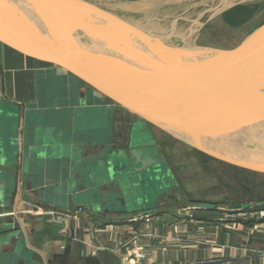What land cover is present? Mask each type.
<instances>
[{"label":"water","instance_id":"95a60500","mask_svg":"<svg viewBox=\"0 0 264 264\" xmlns=\"http://www.w3.org/2000/svg\"><path fill=\"white\" fill-rule=\"evenodd\" d=\"M88 1L0 0L1 40L43 55L132 120L120 143L107 139L94 152L90 142L88 150L82 145L63 159L59 176L40 178L39 190L54 208L112 218L159 211L160 200L179 186L152 128L217 161L264 174V44H257L264 29L233 50L204 42L203 49L183 48L112 21ZM248 1L228 2L207 21ZM133 127L143 130L133 136ZM62 151L49 148L48 155ZM3 224L0 264H42L37 251L18 243V229Z\"/></svg>","mask_w":264,"mask_h":264},{"label":"crops","instance_id":"0c3cea01","mask_svg":"<svg viewBox=\"0 0 264 264\" xmlns=\"http://www.w3.org/2000/svg\"><path fill=\"white\" fill-rule=\"evenodd\" d=\"M113 107L43 55L0 39V218L18 229L43 264H264V218L252 212V218L233 223L235 227L216 218L160 209L149 213L153 223L148 227L133 215L113 219L87 211L65 214L41 198L40 178L59 176L63 159L80 152L82 145L88 150L89 142L91 152L102 148L95 130L103 116L108 120L104 130L108 123L113 128L103 141L115 139L121 110ZM66 145L67 155L62 151ZM47 148L62 152L48 155ZM139 231L143 236L136 244L147 251L140 262L138 247L130 242Z\"/></svg>","mask_w":264,"mask_h":264},{"label":"rangeland","instance_id":"374dc122","mask_svg":"<svg viewBox=\"0 0 264 264\" xmlns=\"http://www.w3.org/2000/svg\"><path fill=\"white\" fill-rule=\"evenodd\" d=\"M100 1L119 2L122 0ZM233 1L236 0H226L222 7L226 3H231ZM253 2H258V4H260V7L257 8L254 15H252L251 18L247 20L240 19L241 21H238L234 25L225 22L224 17L221 15L211 19L210 21H207L215 11H218L220 8H222L220 6L219 8L217 7V10L214 9V11L202 12L196 14L195 16V12L190 10V12H186L185 14L179 15L177 17L178 19L176 20H179V22H176L175 19L174 21L167 20L168 22L159 24L151 28V30H163L166 32H171L174 27V30L179 31L181 35L186 36L188 41L193 40L198 45L203 46L205 43L217 49L233 50L238 48L244 41L257 36L260 33H263L264 0H249L246 5L251 6L250 4H253ZM128 6L130 7H128L126 10L136 11L143 5L141 3H131ZM152 16L153 15L138 17L151 18ZM205 20L207 21L206 24L203 23ZM181 23V28H176L177 25ZM202 24H204L203 28L200 29L199 32L196 31L195 29H198L199 26L201 27ZM81 87L84 88V85H81ZM113 108L116 110L118 109L117 106H114ZM117 112V116H119V122L116 124L115 129V144L121 142L119 139V134L122 135V140L126 138L127 133L125 131L128 128V125L131 123V119L126 118L122 111L118 110ZM104 119L105 116H103V119H101L96 124L95 139L97 142H103V137L108 135L107 129L104 130L103 128L108 120ZM125 121H127L128 124L125 123ZM107 125H109V123ZM135 127H133L132 130L133 136H137L138 132L143 130L140 127ZM150 130L153 133L155 143L162 156L170 162L169 168L170 170L172 168L171 172L177 176L176 180L179 189L181 190V193L178 195L177 193L180 190L177 189V192L176 189H173L172 194L169 193L166 195L165 199H161L159 203L160 209H170L171 211L183 215V217L190 216L194 218V216H197L216 218L219 222H229L228 226L235 227L236 225L233 223L247 222L249 218H252L249 214L250 212L257 214L256 218L258 219L264 218V209L255 210L258 209V205L264 200V174L235 168L228 164L222 163L221 161L210 158L200 151L192 149L185 144L172 139L170 136L166 135L160 130L155 128ZM68 149V145H66L64 152H68ZM55 151L57 152L58 149H55ZM186 197H189V199ZM41 198L47 202H50V205L53 206V204H55L56 207H58V205L53 200L48 199L45 197V195ZM194 203L197 205L213 204L218 208H212L207 211L195 210L193 208ZM232 203H246L251 207V211L248 210L247 212H244L246 215L237 213L239 211H237L236 208L232 209V211L229 207V205ZM31 213L32 217H36V213L33 210H31ZM130 215L136 217L138 221L144 223L145 226L149 227L153 223L151 216L147 217L146 215H142L140 213H132ZM254 217L255 216H253V218ZM114 218L120 219L118 216ZM142 236V231L135 232L130 240V242L134 244L136 248L138 247L137 252L139 254V262L143 260L147 254L145 247H143L141 244H139V246L136 244V241L138 243ZM19 241V244L24 242L21 235L19 237ZM102 247L104 248L105 246L103 245ZM102 247L100 249H102ZM110 249L116 251L120 248L110 247ZM263 249L261 250L260 254L264 257Z\"/></svg>","mask_w":264,"mask_h":264},{"label":"bare ground","instance_id":"6f19581e","mask_svg":"<svg viewBox=\"0 0 264 264\" xmlns=\"http://www.w3.org/2000/svg\"><path fill=\"white\" fill-rule=\"evenodd\" d=\"M225 1L226 0H122L119 2H101L100 0H89L88 5L93 9H96L102 15L107 16L112 21L135 28L137 31L148 37H159L160 41L169 43L172 46L203 49L204 46L196 44L193 40L188 41L186 36H183L179 31L174 30V27L171 32L163 30L152 31L151 28L166 23L168 22L167 20L174 21L175 19L176 22H179V20H176L178 19L177 17L186 12H190V10L195 12L194 16L202 12L214 11V9L217 10V7H222ZM131 3H141L143 6L136 11L126 10L130 7L128 5ZM149 15L153 16L151 18L138 17ZM181 25L182 23L178 24L176 28H181ZM164 34L168 35L160 37ZM257 44H264V37L261 38Z\"/></svg>","mask_w":264,"mask_h":264},{"label":"trees","instance_id":"16d2710c","mask_svg":"<svg viewBox=\"0 0 264 264\" xmlns=\"http://www.w3.org/2000/svg\"><path fill=\"white\" fill-rule=\"evenodd\" d=\"M246 4L247 3L237 5L231 9L227 10L226 12L222 13L221 16L224 17L225 22H227L229 24H233V25L235 23H237L238 21L247 20V19L251 18L252 15H254L257 8L260 7V4H258V2H253V4H250L251 6H248ZM250 208H251L250 206H247L245 208L239 209L238 211H248V210H250ZM259 209H264V205L259 204L258 209H256V210H259Z\"/></svg>","mask_w":264,"mask_h":264},{"label":"flooded vegetation","instance_id":"af4514ba","mask_svg":"<svg viewBox=\"0 0 264 264\" xmlns=\"http://www.w3.org/2000/svg\"><path fill=\"white\" fill-rule=\"evenodd\" d=\"M131 122H132V120H131ZM125 123H127V121H125ZM128 124V123H127ZM131 124V123H130ZM129 127H130V125H128V128L126 129V133H127V130L129 129ZM120 135V140H122L123 138H122V135L121 134H119ZM127 135V134H126ZM169 163V162H168ZM170 164V163H169ZM170 166V165H169ZM171 171H172V168H171ZM172 173V175H174V173L173 172H171ZM175 176V175H174ZM176 197V196H175Z\"/></svg>","mask_w":264,"mask_h":264},{"label":"built area","instance_id":"2783aa9c","mask_svg":"<svg viewBox=\"0 0 264 264\" xmlns=\"http://www.w3.org/2000/svg\"><path fill=\"white\" fill-rule=\"evenodd\" d=\"M35 210H38V208H36ZM263 254H264V249H263Z\"/></svg>","mask_w":264,"mask_h":264}]
</instances>
